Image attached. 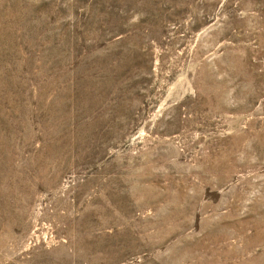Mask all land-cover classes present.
<instances>
[{
    "label": "rangeland",
    "instance_id": "1",
    "mask_svg": "<svg viewBox=\"0 0 264 264\" xmlns=\"http://www.w3.org/2000/svg\"><path fill=\"white\" fill-rule=\"evenodd\" d=\"M0 264H264V0H0Z\"/></svg>",
    "mask_w": 264,
    "mask_h": 264
}]
</instances>
